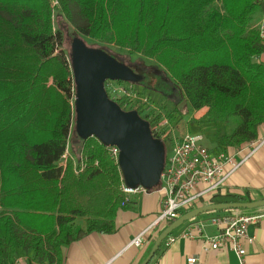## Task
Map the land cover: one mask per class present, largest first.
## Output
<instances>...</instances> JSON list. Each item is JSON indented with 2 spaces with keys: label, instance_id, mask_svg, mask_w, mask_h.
<instances>
[{
  "label": "trees",
  "instance_id": "1",
  "mask_svg": "<svg viewBox=\"0 0 264 264\" xmlns=\"http://www.w3.org/2000/svg\"><path fill=\"white\" fill-rule=\"evenodd\" d=\"M53 1L68 30L158 64L163 73L134 64L131 84L176 108L204 109L199 122L214 125V151L245 147L264 126L256 29L264 1L0 0V264L20 250L38 264H63L72 242L114 233L128 204L107 148L74 131L72 72ZM239 202L252 200L218 191L203 205Z\"/></svg>",
  "mask_w": 264,
  "mask_h": 264
},
{
  "label": "crops",
  "instance_id": "2",
  "mask_svg": "<svg viewBox=\"0 0 264 264\" xmlns=\"http://www.w3.org/2000/svg\"><path fill=\"white\" fill-rule=\"evenodd\" d=\"M262 16L264 13L257 14L256 24ZM258 61L264 64V53ZM194 113L193 118L199 121L204 116L205 110L194 111ZM262 136H264V126L259 132V137ZM201 138V144L214 151L215 143L212 146L208 145L204 142V138ZM224 153L235 155L239 159L240 155L246 154V150L245 147L236 150L229 148ZM222 191L249 197L252 201L264 199V145L229 177ZM162 197L163 194L159 191L132 196L126 209L116 214L114 233H90L72 242L62 251L63 264H140L145 258L150 243L155 241L166 228L162 224L157 227L153 226L161 210ZM221 213L226 212L210 213L209 216ZM232 213H264V207L252 210H232ZM209 216L201 215L173 231L149 264H187L186 260L190 257L197 258V264H236L235 255L225 248L207 249L204 239L218 233V230L207 222ZM203 220L205 223L198 232L197 223ZM149 227L152 229L142 249L127 247L132 239ZM188 232L191 237H186ZM247 234L252 242L244 243L246 264H264V219L256 225L249 226ZM31 256V252L20 250L18 258L12 264H38Z\"/></svg>",
  "mask_w": 264,
  "mask_h": 264
},
{
  "label": "water",
  "instance_id": "3",
  "mask_svg": "<svg viewBox=\"0 0 264 264\" xmlns=\"http://www.w3.org/2000/svg\"><path fill=\"white\" fill-rule=\"evenodd\" d=\"M69 56L75 90L73 111L76 136L80 140L94 138L106 148L119 150L117 166L126 187L156 189L165 162L164 144L152 136L149 123L137 111L122 110L105 90L107 81L132 83L136 77L127 65L104 51L87 47L81 40L73 41ZM261 207H264V199L249 203L210 204L192 209L160 233L140 264H149L162 242L188 221L210 213Z\"/></svg>",
  "mask_w": 264,
  "mask_h": 264
},
{
  "label": "built area",
  "instance_id": "4",
  "mask_svg": "<svg viewBox=\"0 0 264 264\" xmlns=\"http://www.w3.org/2000/svg\"><path fill=\"white\" fill-rule=\"evenodd\" d=\"M256 29L260 38L264 39V16L257 22ZM67 62L72 72L70 56ZM110 83L112 81L105 83V90L112 101L115 103L125 102V99L130 97L132 93L131 86L128 87L123 84L120 87L111 86ZM72 85L74 87L73 81ZM140 103L147 105V100L141 99ZM70 104L74 110V97ZM124 110L130 111L128 108ZM161 118L162 120L159 122H152L149 118L146 121L150 125L152 136L164 144L170 135V131H166L164 128L167 125V120L162 116ZM201 141V136L185 134L174 142L171 154L169 156L165 155L160 182L156 189L148 190L140 186L128 188L122 181L120 190L125 197L124 202L129 203L132 196L147 195L153 191L162 192L161 210L153 226L157 227L161 224L166 226L168 223L178 219L181 214L204 206L203 204L213 194L222 191L229 177L264 145V136L245 146L246 154L240 155L239 159L235 155L211 151L204 147ZM107 150L117 164L119 150L115 147H109ZM263 219L264 213L234 214L226 212L211 215L207 218V222L215 227L218 233L213 237L205 238V245L210 250L223 247L235 255L236 264H246L244 243L252 242V239L247 234V229L249 226L258 224ZM204 223V220L197 223L196 229L198 232L201 231ZM151 229L152 227H149L141 232L129 242L127 247L142 249L147 242ZM186 237H191V234L188 232ZM207 249L205 248V250ZM186 262L187 264H197L198 259L190 257Z\"/></svg>",
  "mask_w": 264,
  "mask_h": 264
},
{
  "label": "rangeland",
  "instance_id": "5",
  "mask_svg": "<svg viewBox=\"0 0 264 264\" xmlns=\"http://www.w3.org/2000/svg\"><path fill=\"white\" fill-rule=\"evenodd\" d=\"M52 21L55 30L60 29L63 33V48L68 55L71 53V45L75 40H81L87 47L95 50L106 52L110 56L117 58V61L127 65L132 72L134 64H140L145 68L155 69L159 72L164 70L149 58L142 57L138 54H129L126 50L117 48L106 42H95L87 37L79 35L71 30H68V22L58 7V3H52ZM132 68V69H131ZM128 86L131 88L132 93L127 97L125 102H120L121 108L133 110H140L142 117L149 118L152 122H159L162 120L161 116L167 120V125L164 127L166 131H170L169 137L164 142V150L167 156L172 152L173 144L185 134L201 135L204 142L208 145L214 144L215 128L212 124H202L194 119V110L190 105L185 102L183 107H174V105L164 100L159 94L153 91H146L140 86L131 83L112 82L111 86ZM141 99L147 100V105L140 103ZM127 103V104H125ZM180 108V109H179ZM126 111V110H124ZM74 125V119H73ZM210 215V214H207ZM204 215V216H207Z\"/></svg>",
  "mask_w": 264,
  "mask_h": 264
}]
</instances>
